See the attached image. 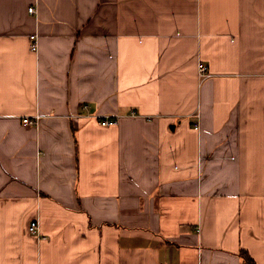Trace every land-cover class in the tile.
<instances>
[{"label":"crops","instance_id":"obj_1","mask_svg":"<svg viewBox=\"0 0 264 264\" xmlns=\"http://www.w3.org/2000/svg\"><path fill=\"white\" fill-rule=\"evenodd\" d=\"M160 261L264 264V0H0V264Z\"/></svg>","mask_w":264,"mask_h":264},{"label":"built area","instance_id":"obj_2","mask_svg":"<svg viewBox=\"0 0 264 264\" xmlns=\"http://www.w3.org/2000/svg\"><path fill=\"white\" fill-rule=\"evenodd\" d=\"M33 9H34L33 7L29 8L31 12L33 11ZM31 39H32L31 48L33 51H36L38 48L37 35L35 33L31 34ZM199 72L203 78L210 75L208 72L207 65L203 62L199 64ZM86 107L87 105L84 106V108ZM40 117L41 115L39 113H36L35 115H32V116L27 115L23 117V122L24 124L38 125ZM96 118L99 124L103 126L114 125V124H117L119 121V116L117 115H103V116H96ZM196 128H199V126H197ZM29 228H30L31 233L37 234V235L40 234L38 220H33ZM158 264H166V263L164 261H160Z\"/></svg>","mask_w":264,"mask_h":264}]
</instances>
